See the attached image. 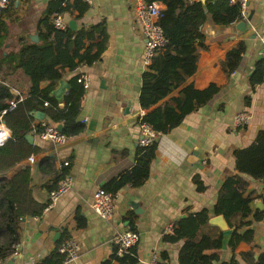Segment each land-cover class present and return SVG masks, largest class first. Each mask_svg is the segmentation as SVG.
Segmentation results:
<instances>
[{
    "label": "crops",
    "instance_id": "obj_1",
    "mask_svg": "<svg viewBox=\"0 0 264 264\" xmlns=\"http://www.w3.org/2000/svg\"><path fill=\"white\" fill-rule=\"evenodd\" d=\"M48 1L12 0L1 12L6 35L0 47V60L4 53L16 51L21 39L32 40L31 36L38 35L37 24ZM88 3L89 8L80 19L69 13L62 15L66 23L75 20L76 28L103 23L107 34L105 49L96 62L67 71L61 78L70 86L72 76L89 75L90 84L85 88L79 113L85 132L68 138L65 144L55 145L40 139L32 130L29 133L39 152L9 172L31 166L33 195L45 202L46 185L51 184L53 177L41 174L38 165L44 158H51L57 170L62 164H70L71 188L51 202L41 216L21 222L18 250L0 264L12 258L13 264H41L56 252L66 235L79 244L77 258L66 264H104L118 249L115 237L129 229L126 217L130 213L139 235L133 247L135 264H148L153 255L159 258L162 251L167 252L169 264H179L183 242H162L163 234L169 232L167 226L202 208L212 211L220 185L234 174L246 181L244 193L253 199L252 211L244 221L251 222L247 228H252L254 234L251 240L239 242L234 250L227 244L223 246L220 257L227 261L234 253L238 264H248L241 254L251 251L257 263L264 264V180L239 173L233 154L235 149L253 143L258 132L264 130V80L251 81L257 64L263 61L260 36L264 32V0H246L247 17L230 25L220 26L207 20L203 25L206 48L199 51L196 71L149 109L139 105L142 74L148 65L142 61L145 37L135 18L134 0ZM240 21H245L243 28L238 26ZM240 44L243 52L239 64L227 73L226 54ZM0 79L6 80L15 96L23 99L27 95L29 78L21 70L0 64ZM211 84L217 90L210 100L188 113L169 132L158 133L157 148L144 183L116 191L112 217L101 218L90 205L92 195L135 164V153L141 146L142 116L178 95L186 85L202 90ZM58 86L59 81L55 88ZM241 111L249 113V121L243 127H235L233 117ZM41 121L51 124L45 116L42 120L33 117L31 126ZM6 127L0 130L8 129L11 133ZM195 176L203 183L201 191ZM77 212L84 218L81 228L75 220Z\"/></svg>",
    "mask_w": 264,
    "mask_h": 264
},
{
    "label": "trees",
    "instance_id": "obj_2",
    "mask_svg": "<svg viewBox=\"0 0 264 264\" xmlns=\"http://www.w3.org/2000/svg\"><path fill=\"white\" fill-rule=\"evenodd\" d=\"M145 1H156L162 5L163 16L159 23L166 39L165 45L155 52L142 74L139 105L143 109H149L176 90L196 71L199 51L206 48V36L203 32L205 22L210 20L216 25L227 26L241 20V5L240 0ZM88 8L86 0H49L37 24L38 41L21 39L20 47L16 51L4 53L0 60L1 65L21 70L29 78L27 95L14 109L7 110L2 116L11 136L0 145V262L13 253L19 241L23 218L41 216L49 205L48 200L41 202L33 195L31 166L9 173L17 164L40 150L36 144H31L26 139V134L32 132L33 116L29 112L38 111L51 123L61 124L62 132L68 138L85 132V124L79 119L85 93V88L79 81L81 74L69 79L70 87L63 96L62 105L53 96L52 90L67 71L93 64L101 57L107 43L105 25H83L75 30L66 25L65 29H57L52 18L56 14L69 13L75 19H80ZM2 11L0 47L6 35ZM242 52V44L227 52L224 61L227 73L238 66ZM262 80L264 69L263 61H260L251 81ZM43 83L46 85L42 86ZM216 90L214 84L202 90L186 85L179 90L178 95L146 112L140 121L149 124L159 134L167 133L178 126L188 113L210 100ZM14 98L16 96L10 85L5 79H0V113L7 109L8 101ZM36 130H40L39 126ZM156 148L157 139L150 145L139 146L135 153V164L103 188L114 195L126 185H142L149 175V165ZM233 154L239 173L264 180V130L258 132L253 143L235 149ZM69 166L70 164H62L57 170L51 158H44L39 163L41 174L53 177L51 184L46 185L48 191L57 187L58 182L68 174ZM194 181L199 191L204 189L198 176L194 177ZM246 186V181L240 175L227 176L217 191L212 211L202 208L190 213L173 223L171 232L163 234L164 243L183 242L178 254L179 264H238L234 253L227 261L221 259L223 234L217 226L209 223V219L212 214L225 218L233 230L227 241L231 250L239 242L251 240L254 232L252 228H247L251 222L244 219L252 211L253 199L250 195H245ZM262 201L264 204V193ZM126 218L129 230L135 231L133 214L130 213ZM75 220L77 227L84 226V218L80 213L75 214ZM65 239L70 237L66 235L63 240ZM133 247L120 255L117 253L118 249H114L104 264H135ZM241 255L248 264H262L257 263L251 251ZM64 257L56 249L41 264H61ZM158 264H169L166 251L160 253Z\"/></svg>",
    "mask_w": 264,
    "mask_h": 264
},
{
    "label": "built area",
    "instance_id": "obj_3",
    "mask_svg": "<svg viewBox=\"0 0 264 264\" xmlns=\"http://www.w3.org/2000/svg\"><path fill=\"white\" fill-rule=\"evenodd\" d=\"M12 0H0V11L4 10L9 6ZM89 1V0H86ZM241 5V19H245L247 17L246 11V0H240ZM162 5L159 2H146L145 0H134L133 9L135 18L140 24L141 31L145 37V43L142 53V61L145 65H149L151 63L152 57L155 52L163 47L166 43V39L163 35V29L159 23V19L163 16L162 13ZM52 23L57 29H65L67 23L63 19L62 14H56L52 18ZM260 44H261V53L263 59V69H264V32L260 36ZM79 81L82 83L84 88H87L90 84V78L87 73H82L79 77ZM22 98L20 96H16L14 99H10L8 101L7 109L3 110L0 113V126L5 124L3 122V114L7 110H12L16 107L17 103L21 101ZM250 115L246 111L238 112L233 117V124L235 127H243L249 121ZM39 126L40 130L37 131L36 128ZM32 130L36 132L38 137L42 140L49 141L55 145L65 144L68 140V137L58 128V124L47 123L45 121H41L40 123L32 124ZM7 128V127H6ZM140 130H141V139L140 145L146 146L153 143L157 137L158 132L155 131L149 124L145 122H140ZM11 136L9 132L8 135L0 141V145ZM72 185V177L67 174L64 176L57 184V187L48 191V201L49 204L51 202L56 201L60 196L64 195ZM114 195L110 192L106 191L105 188L99 187L97 188L91 200L92 209L103 219L109 220L112 217L113 209H114ZM166 231H172V225L169 224L166 228ZM139 241V235L136 231L127 230L118 234L115 237V242L118 246V251L120 253H124L129 248L135 246ZM18 246L14 248L16 252L18 250ZM58 252L63 254L64 263H69L72 260L76 259L79 251V244L73 239H65L63 240L57 248ZM148 264H158V258L156 255H153L150 262Z\"/></svg>",
    "mask_w": 264,
    "mask_h": 264
},
{
    "label": "water",
    "instance_id": "obj_4",
    "mask_svg": "<svg viewBox=\"0 0 264 264\" xmlns=\"http://www.w3.org/2000/svg\"><path fill=\"white\" fill-rule=\"evenodd\" d=\"M204 1V0H202ZM67 25L68 27L71 29V30H75L76 29V21L71 19L67 22ZM238 26L240 27H244L245 26V21H240L238 23ZM31 39L34 40V41H38V35L35 34L33 36H31ZM69 85L67 84V82L63 79H60L59 80V86L55 89L52 90V94L53 96L59 101L60 105H62L63 103V93L66 89H69ZM31 115H33V117L35 118H39V119H43L44 117V114L42 113H39L38 111H30L29 112ZM4 124H5V121L3 120ZM58 128L60 130H62V125L61 124H58ZM26 139L28 140L29 143L33 144L34 142V137L31 133H27L26 134ZM25 219L23 218V221ZM209 223L217 226L221 231H222V234H223V246H225L227 244V241L230 237V235L232 234V228L229 227V225L227 224L225 218L222 216V215H214L213 217H211L209 219ZM13 259H10L8 260L7 262L5 263H2V264H13Z\"/></svg>",
    "mask_w": 264,
    "mask_h": 264
},
{
    "label": "bare ground",
    "instance_id": "obj_5",
    "mask_svg": "<svg viewBox=\"0 0 264 264\" xmlns=\"http://www.w3.org/2000/svg\"><path fill=\"white\" fill-rule=\"evenodd\" d=\"M0 127H3V125H1ZM9 133L8 129H4V132L0 131V141H2V139H4Z\"/></svg>",
    "mask_w": 264,
    "mask_h": 264
},
{
    "label": "rangeland",
    "instance_id": "obj_6",
    "mask_svg": "<svg viewBox=\"0 0 264 264\" xmlns=\"http://www.w3.org/2000/svg\"><path fill=\"white\" fill-rule=\"evenodd\" d=\"M3 127H4V126H3ZM0 128H2V127H0ZM0 131H2V130H0ZM2 132H4V130H3Z\"/></svg>",
    "mask_w": 264,
    "mask_h": 264
}]
</instances>
